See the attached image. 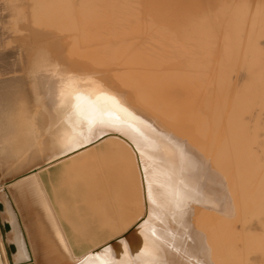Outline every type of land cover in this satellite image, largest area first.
<instances>
[{
	"label": "bare ground",
	"instance_id": "bare-ground-1",
	"mask_svg": "<svg viewBox=\"0 0 264 264\" xmlns=\"http://www.w3.org/2000/svg\"><path fill=\"white\" fill-rule=\"evenodd\" d=\"M109 2L112 6L109 9H113L115 19L122 24L125 37L120 38V43L115 40L117 44L107 41L95 55L96 51L90 53L89 66L80 63L81 67L87 66L82 74L80 70L78 73L79 67L77 71L71 67L77 79L74 97L77 95L75 100L80 103L76 120L71 124L61 122L57 108L64 103L68 89L60 80L62 74L53 70L54 63L51 66L45 56L31 47L27 51V66L24 58L19 63L22 67L19 72L29 82L19 79L1 87L2 103L17 109L5 118L9 132L4 141L11 145L17 159L25 150L33 155L47 153V161L38 167L59 162L61 168L54 182L59 205L56 204L63 215L73 217L72 240L78 237L93 244V247L88 244L92 248L70 264H204L205 260L200 259L204 254L197 257L189 231L180 226L175 188L178 177L170 161L159 151L153 132L128 107L127 96L136 89H150L158 96L157 101L152 98L156 102L154 106H159V99L163 105L176 96L189 103L206 96L200 107L202 115L198 111L197 114L215 120L217 125H221L226 111L233 105L231 130L236 147L247 148L256 138L249 135L244 116L258 105L264 108V0ZM0 3L10 12L7 29L18 36L15 41L19 45L33 44L43 37L55 42L57 34L48 24L52 20L48 15L53 0H0ZM109 23L113 24L110 20ZM59 58L68 61L66 55ZM239 77L243 78L241 83ZM179 97L175 100L180 101ZM30 107L34 111H29ZM90 142L95 144V149L86 148ZM66 161L69 166L65 170ZM240 169L248 178L263 181L261 211L264 214V158L260 160L252 154ZM33 183L29 181L27 185ZM189 208L193 212L195 204L191 203ZM0 209L6 210L2 201ZM11 223L7 221V229ZM58 233L62 237L59 230ZM206 246L210 251L209 245ZM5 248L11 264H19L25 253L31 255L24 246L19 259H13L16 244H5ZM254 254L264 258V230Z\"/></svg>",
	"mask_w": 264,
	"mask_h": 264
},
{
	"label": "rangeland",
	"instance_id": "rangeland-1",
	"mask_svg": "<svg viewBox=\"0 0 264 264\" xmlns=\"http://www.w3.org/2000/svg\"><path fill=\"white\" fill-rule=\"evenodd\" d=\"M108 1L53 0L52 10H50L48 15V19L52 20H48V24L50 30L55 35L57 34L55 42L50 41L48 37H43V41L41 39V41L24 46L19 45V41H15L18 36L7 29L10 12L0 3V105L3 104L1 101V98L4 96V92L1 90L3 85L17 82L19 79L29 82L25 74L22 71L19 72V67H21L19 63L24 58L25 65L27 66V51L31 47H34L43 58L45 56L51 66L54 63L53 70L59 72L58 75L62 74V76L60 75V80L67 87L68 95L64 103L58 106L57 109L62 117L61 122L73 123L78 117L77 110L80 103L75 100L77 95L74 97L77 90V79L76 76L72 75L70 70L73 68L77 71L76 69L79 67L78 73L80 70V74H82V71H85L90 64L91 54L96 51L95 55L99 51L98 49L102 48L107 41L115 44L119 40L118 43H120V38L123 39L125 37L124 28L115 19L113 9L110 10L112 6L110 2L107 3ZM102 3H106L105 6ZM50 13H52L53 18ZM106 17L108 18L107 20H105ZM109 20L113 24L108 25L110 24ZM113 25L116 27H113ZM111 27L112 29L110 30ZM59 34H61V37L58 36ZM12 37L14 38L12 39ZM139 39V37H136V41H139ZM262 44L264 45V39L262 40ZM83 45L87 47L85 48ZM70 47L75 53L73 50L71 51ZM68 52L71 53L68 54ZM88 54L90 55L88 56ZM62 55L68 57V61L65 60L67 62L59 58ZM75 55L77 56L75 57ZM77 57L81 58V62H79ZM72 61L78 62V66L75 63L74 65ZM83 62L87 65H85L86 68L84 66L81 67V64L84 65ZM13 70H17V72L11 73ZM62 77L68 80H63ZM242 80L243 78L239 77L238 82L241 83ZM153 93L150 89H144V91L136 89L127 96V105L153 132L158 141L159 151L170 161L178 177V181L175 184L179 202L178 218L180 226L183 229H187L190 233L191 244L195 249L197 257H199V253L200 255L204 254L200 257L201 261L202 259L205 260L203 261L204 264L206 261L207 263L212 261L210 264H264V258L254 254L255 245L264 230V214L261 211L263 181L259 178H248L241 174L240 169L243 162L252 154L257 155L260 160L264 158V108L262 109L258 105L252 112L244 116V122L249 135L256 138L251 145L244 149L236 147L235 134L231 130L232 117H234L233 105L230 107L231 109L229 108L226 111L225 115H227L224 117L221 125H217L215 120L210 119V121L206 117L203 119L204 116H201L200 107L201 103L205 101L206 96L200 97L199 101H195L197 104L195 102L189 103L181 97L176 96L177 98H181L179 100L184 103L181 104L178 99L175 100V97L170 102L168 101L166 104L163 103L161 105L162 103L159 99L157 105L160 107L156 105L155 107V100L157 101L155 97L157 95L155 96ZM152 98L155 100H152ZM28 110L32 112L34 109L30 107ZM197 111L201 115L199 113L198 115ZM228 112H232L231 116ZM227 116L230 117L226 119ZM216 129H219V131L217 132ZM204 130L205 132H203ZM209 130L210 132H208ZM211 130L217 134H214ZM204 133L206 134L204 135ZM211 140H213V144ZM208 143H211L212 146ZM92 144L93 146H91ZM87 146V149H95V144L92 142L88 143ZM18 164L19 159L16 160L14 165ZM58 164L59 162H50L47 167H36L35 170L38 173L44 169H48L50 166H60ZM11 169L9 167L6 172H10ZM8 178L7 174L1 175L0 173V201L6 204L5 211L0 209V264H11L5 254V244H9L10 246V238L16 233H19V255L22 254L24 246L27 252L30 253L23 219L20 215L19 218L18 215L17 217L15 216V207H13L8 192V185L5 183ZM27 187L32 188L33 185L29 184ZM191 203L195 204L193 212L189 208ZM7 221L13 222L8 229L6 228ZM14 221H19V231ZM198 231L202 232L199 233ZM197 234L200 235V238ZM2 238L5 239L3 240ZM203 238L205 241H209L210 244L205 242ZM196 243L202 248L198 247ZM204 243V246L200 245ZM206 245H209L210 251H208ZM205 250H207V253ZM25 255L26 257L20 258L19 264H33L31 255L26 253ZM12 257L13 259H19V256L15 253H12ZM80 258L81 256L76 259Z\"/></svg>",
	"mask_w": 264,
	"mask_h": 264
},
{
	"label": "crops",
	"instance_id": "crops-1",
	"mask_svg": "<svg viewBox=\"0 0 264 264\" xmlns=\"http://www.w3.org/2000/svg\"><path fill=\"white\" fill-rule=\"evenodd\" d=\"M0 106V173L1 175L7 174L9 176L5 183L8 185V192L13 206L15 207V216L17 217L18 215L19 218L20 215L23 219L26 238L29 244L31 255L33 257L32 262L33 264H70L73 262L74 258L80 257L84 254V252L86 253L89 249H91L93 247V244L83 241V239H79L77 236L74 237H77L76 239L79 240H76L75 238L74 240H72L73 237H71V235L73 236L74 233H72L70 223L73 222L71 221L73 217L63 215L61 209H59L61 207L58 206L59 204L56 201L54 182L56 183V174L61 167L50 166L48 167V169H44L37 173L35 168L47 161V153L45 152L43 154L39 153L33 155L32 151H28L27 153H25V150L23 153L19 154V164L14 165L17 160V157L14 155L11 149V145L5 143L4 141L9 132L8 129L5 127L7 124L5 118L7 114L15 112L17 110L13 109V107L8 104H2ZM66 162L64 163L65 166L63 165L65 170L66 167L69 166L68 161ZM9 167L12 168L11 171L6 172ZM29 181L34 182L33 187L31 189L27 188L26 186ZM64 190H66V188L63 189V193L66 195L67 190ZM65 195L64 197L66 198ZM42 213L44 215L43 217ZM39 215H41L40 218ZM75 218L77 219L78 217ZM14 222L17 224V229L19 231V221ZM40 222H42L43 224ZM64 224L65 227H63ZM66 227L67 229L65 230ZM58 230L61 232L62 237L58 233ZM68 232L70 233V236H68ZM37 234H39V236ZM46 234H49L50 237ZM10 240V244H16L17 251L15 254L19 256V233L14 234L10 238ZM62 240L65 242L66 247L64 246ZM88 244H90V246L92 245V247L90 248ZM78 245L80 247H78Z\"/></svg>",
	"mask_w": 264,
	"mask_h": 264
}]
</instances>
